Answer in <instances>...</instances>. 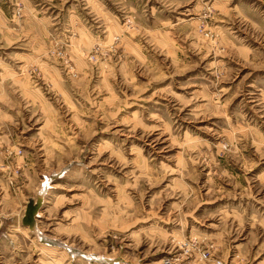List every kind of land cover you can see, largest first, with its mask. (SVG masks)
<instances>
[{
    "label": "rangeland",
    "instance_id": "374dc122",
    "mask_svg": "<svg viewBox=\"0 0 264 264\" xmlns=\"http://www.w3.org/2000/svg\"><path fill=\"white\" fill-rule=\"evenodd\" d=\"M0 264H264V0H0Z\"/></svg>",
    "mask_w": 264,
    "mask_h": 264
},
{
    "label": "water",
    "instance_id": "95a60500",
    "mask_svg": "<svg viewBox=\"0 0 264 264\" xmlns=\"http://www.w3.org/2000/svg\"><path fill=\"white\" fill-rule=\"evenodd\" d=\"M40 201L34 205L32 201H29L27 207H26V212L25 215L22 219L23 225L27 226L30 228V230H33L34 225H35V215L38 210Z\"/></svg>",
    "mask_w": 264,
    "mask_h": 264
}]
</instances>
